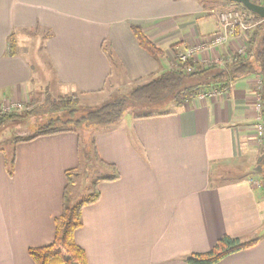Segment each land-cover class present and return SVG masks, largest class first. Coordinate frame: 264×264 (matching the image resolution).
Segmentation results:
<instances>
[{
  "label": "crops",
  "instance_id": "0c3cea01",
  "mask_svg": "<svg viewBox=\"0 0 264 264\" xmlns=\"http://www.w3.org/2000/svg\"><path fill=\"white\" fill-rule=\"evenodd\" d=\"M232 3L0 0V105L29 102L32 69L21 52L28 31H45L36 37L43 43L34 52L43 56L58 95L96 97L108 87L112 97L119 86L128 87L129 94L134 85L174 67L176 51L219 32V12L240 11ZM240 13L254 20V13ZM131 25L141 27L162 50V58L139 46ZM256 29L228 36L222 44L194 53L192 61L223 64L249 36L260 39L264 22ZM12 33L13 55L8 53ZM110 51L118 60L115 68ZM261 88L259 75L250 74L170 113L138 117L141 112H133L91 134L97 157L114 165L118 178L99 180L98 199L82 207L74 241L87 264H188L189 254L208 251L223 235L258 242L215 264H264V191L261 179L250 173L253 161L263 155L255 132ZM79 143L74 132L18 142L11 172L0 152V264H35L28 249L52 242L66 171L76 174L83 164ZM96 159L87 161L88 167H99ZM96 178L89 182L91 191ZM76 191L74 181L70 202Z\"/></svg>",
  "mask_w": 264,
  "mask_h": 264
},
{
  "label": "trees",
  "instance_id": "16d2710c",
  "mask_svg": "<svg viewBox=\"0 0 264 264\" xmlns=\"http://www.w3.org/2000/svg\"><path fill=\"white\" fill-rule=\"evenodd\" d=\"M253 1L262 4L259 0ZM239 5L247 13L252 14L241 4ZM252 16L253 21L250 19H244V21L246 23L258 22L256 27L263 25L264 19L261 20L260 17L254 14ZM131 30L139 46L148 54L154 57L162 54V50L144 34L140 26L131 25ZM239 32V30H236L234 36L238 35ZM247 39L248 42L244 52L233 54L231 59L223 64H199L194 63L192 60L181 62L176 59L174 67L161 71L147 81L134 85L128 96L109 99L99 106L86 107L74 95H59L55 98L46 96L44 98L47 109L42 111V114L46 119L32 133L17 138L15 143L30 141L39 136L60 132H74L80 138V148L81 142L84 144V159L82 160L85 163L87 161L92 163L97 158V164L106 174L93 181V190L86 198L75 205H71L69 193L71 185L74 183L72 175L75 174L76 170L66 171L67 183L62 198V210L54 219L53 240L46 246L28 249V254L35 264H87L84 250L74 241V232L82 225V207L98 199L96 185L99 180L118 178L115 166L97 157L91 134L97 130L109 129L115 126L127 106L133 105L147 109L140 115L138 114V117L170 113L169 111L180 108L195 96L207 93L212 89L216 91L226 90L235 79L250 74H258L262 83L260 94L264 122V34L259 40L254 36H249ZM8 53L15 54L13 33L9 37ZM189 64L193 67V70L187 72L185 67ZM38 101L36 98H30L29 102L24 105L23 110L0 111V123L33 115L41 107V104L34 106V103ZM32 106L34 108H31ZM84 138L90 139L85 141ZM260 183L264 191V181H260ZM257 242L258 238L240 241L238 238L223 235L208 251L189 254L185 260L188 264H215L225 256L247 249Z\"/></svg>",
  "mask_w": 264,
  "mask_h": 264
},
{
  "label": "rangeland",
  "instance_id": "374dc122",
  "mask_svg": "<svg viewBox=\"0 0 264 264\" xmlns=\"http://www.w3.org/2000/svg\"><path fill=\"white\" fill-rule=\"evenodd\" d=\"M262 4H264V0H259ZM233 5H237L239 10L241 12H247L243 10V8L239 4L232 3ZM206 7V6H205ZM215 11V10H214ZM253 30V29H250ZM249 30V31H250ZM27 33H30V37H27L26 39H23L21 41V44L23 47H25V50L21 49V52L27 57L28 62L31 66L32 69V81H31V86L30 89L32 90V93H30V98L31 99H38L39 101L37 103H34V106H37L38 104H41L40 108H38L37 112L34 113L33 115H30L28 117L24 118H18L15 120H8L5 122L0 123V152L3 153L7 169L11 172L12 168V159L14 155V148L17 143H15V140L17 138L23 137L25 135H28L32 133L36 127L43 122L46 118H44V114H42V111H45L47 109V105L44 103L46 96L49 98H55L58 95V91L54 88V83H53V78L52 74H49L47 71V68L43 62V59L38 52L40 47H42L43 40L40 38L36 37H42L45 35L44 30H33V31H28ZM29 35V34H28ZM32 35V36H31ZM243 45V52L246 49V43L242 44ZM37 52L35 53V49ZM179 51H176L174 53V60L178 59L177 54ZM240 53V52H239ZM113 66L114 68L118 66V60L116 57L112 54L110 51L109 53ZM162 55H159L158 58H162ZM114 74H117V70H113ZM119 74V73H118ZM121 80L120 81L122 84H125L124 82L126 81L124 77L120 76ZM108 91L105 93H102V95H96V97H85L84 95H81L79 93L75 94H69L70 96H77L79 100L81 101V104L86 106V107H93V106H99L102 103L108 101L109 99L115 98V97H120V96H128L127 90L129 89L128 87L124 86H119L117 88V91H115L114 95L110 97L109 93V88L107 87ZM65 95V94H61ZM29 98V97H28ZM32 106L31 108H34ZM24 105L21 103L20 105H13L10 106L9 108H2L0 105V111H11V110H23ZM147 109L142 108V107H135V106H127L126 109L124 110L122 116H126L129 114H132L133 112L139 113V112H145ZM82 141V138H81ZM261 148L263 152V157L260 159L258 162L253 161V165L250 167V173L252 174L251 177L254 178L255 180H260L264 181V138L261 140ZM81 159H84L83 153H84V144L81 142ZM80 154V155H81ZM104 175L103 170H101L98 166H91L88 167L87 162L85 163L83 161V164L81 168L78 170V172L72 176V179L76 181L77 183V191H76V196H73L75 198L71 199V205H75L80 201V199L86 198L92 191L89 190L90 185L89 182L92 180L94 177H102ZM260 176L262 178H260Z\"/></svg>",
  "mask_w": 264,
  "mask_h": 264
},
{
  "label": "built area",
  "instance_id": "2783aa9c",
  "mask_svg": "<svg viewBox=\"0 0 264 264\" xmlns=\"http://www.w3.org/2000/svg\"><path fill=\"white\" fill-rule=\"evenodd\" d=\"M218 18L221 26L220 31L214 34L211 38L204 39L200 43V45H197L195 47H189L186 48L183 52H179L177 54V58L179 61L188 62L192 60V58L194 57V53L202 49H209V48H213L216 45L222 44L228 36H234L236 30H239L240 32H244L246 30L254 29L258 24V22L246 23L240 11L236 9L219 12ZM239 51L240 53L243 52L242 45L240 46ZM185 70L187 72H190L193 70V67L189 64L185 67ZM231 84L232 83H230V85ZM222 91L225 90L216 91L215 89H212L207 93L200 94V96L202 97V96L214 95ZM256 99H257L256 107L258 109V117L255 126V132H256V137L258 138V140L261 141L264 138V122L262 116L261 94L259 92L256 93Z\"/></svg>",
  "mask_w": 264,
  "mask_h": 264
},
{
  "label": "water",
  "instance_id": "95a60500",
  "mask_svg": "<svg viewBox=\"0 0 264 264\" xmlns=\"http://www.w3.org/2000/svg\"><path fill=\"white\" fill-rule=\"evenodd\" d=\"M233 3H239L248 11L256 14L260 18H264V5L258 4L252 0H226Z\"/></svg>",
  "mask_w": 264,
  "mask_h": 264
}]
</instances>
